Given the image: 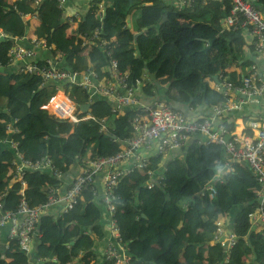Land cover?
<instances>
[{"label": "trees", "instance_id": "trees-1", "mask_svg": "<svg viewBox=\"0 0 264 264\" xmlns=\"http://www.w3.org/2000/svg\"><path fill=\"white\" fill-rule=\"evenodd\" d=\"M134 1L89 0L80 18L69 21L56 0H45L36 8L31 0H0L4 35L0 37V217L17 211L23 189L10 181L15 155L3 141L18 142L24 158L46 156L67 173L76 164L117 153L119 142L132 136L129 119L140 113L136 108L113 113L109 102L96 99L87 111L90 120L74 124L56 119L44 107L57 88H62L77 109L88 104L87 92L68 83L41 86L39 77L10 69L8 52L14 40L45 39L56 67L78 74L93 72L98 79L108 77L114 59L130 85L141 81L142 101L162 97L158 99L186 117L184 108L201 109L195 118L203 119L228 98L212 88L214 77L223 74L237 86L236 69L245 75L251 65L264 68V59H258L246 42V32L222 30L231 8L229 1L195 0L183 9L165 0ZM96 2L103 4L101 16L95 10ZM255 4L264 15V0ZM135 10L139 13L132 18ZM22 14L37 15L30 35V23ZM95 30L102 41L109 42L108 47L81 45L79 36H92ZM141 31L134 42V34ZM146 70L155 76L159 88ZM255 116L264 117V101L247 105L223 121L233 131L236 119L248 121ZM13 121L18 132L8 133ZM225 161L222 147L191 142L169 159H149L150 168L163 170L161 186L147 189L145 172L138 170L118 181L113 189L115 207L131 264H223L224 249L213 243L217 226L202 219L218 216L231 221L229 230L236 236L227 264H264V230L255 232L248 223V215L259 207L260 184L245 164L230 162L226 169ZM214 178L211 195L206 187ZM23 181V199L30 208L46 204L49 188L60 187V181L46 172H27ZM94 190L86 186L80 202L68 213L42 214L39 237L29 255L13 241L6 242L7 247L0 242V264H107L98 257L106 236V213L99 191L95 196Z\"/></svg>", "mask_w": 264, "mask_h": 264}, {"label": "built area", "instance_id": "built-area-1", "mask_svg": "<svg viewBox=\"0 0 264 264\" xmlns=\"http://www.w3.org/2000/svg\"><path fill=\"white\" fill-rule=\"evenodd\" d=\"M45 0H31L34 8ZM89 1V0H85ZM229 1L231 8L229 15L222 23V30H242L247 33L245 40L250 35L253 39L252 46L258 59H264V15L258 10L256 0H218ZM64 16L70 21L79 19L81 12L71 11L67 0H56ZM195 0H175L179 9L193 5ZM68 3V4H67ZM98 15L104 13L103 4L96 6ZM85 11V10H84ZM83 11V12H84ZM26 20H37L36 14H22ZM0 29V37H3ZM82 46L97 44L99 47H108L106 41L99 37V30L92 36L81 35ZM249 43L248 40H246ZM14 45L8 52V66H15L16 70L25 75H34L40 78L41 86L47 84H72L87 92L88 104L96 99H102L112 105L113 113H121L125 108H136L137 113L128 124L132 129V136L121 140L120 150L106 157L86 160L76 164L64 173L43 156L37 160L24 158L20 153L19 143L10 139L3 141L11 152H14L11 171V182L20 183L25 188L23 181L27 172H46L51 177L60 181V187L49 188L46 204L39 208H30L23 199V189L20 192L21 200L16 212H4L0 217V237L2 229L10 224L6 239L15 241L20 250L29 253L35 239L39 237L37 226L42 214L53 213L56 216L68 213L80 202L83 189L91 185L96 192L100 188L99 197L106 213L104 231L106 236L101 243L103 260L107 264H131V255L122 241L115 207L116 197L113 193L118 181L130 173L138 170L145 172L147 189L161 186L163 170L156 172L150 168L148 161L151 158L161 157L168 159L175 151L186 148L191 142L197 145L216 144L226 154L223 166L227 169L230 162L245 164L260 184L257 194L259 207L248 215V223L255 232L264 230V117L255 116L248 121H243V127L236 132L229 131L224 124L225 118L239 112L247 105L259 104L264 101V68L259 70L250 66L245 75L239 74V85H234L227 76L219 74L216 82L212 83L215 91L223 92L228 96L227 101L211 108L209 118H192L174 110L170 105L155 98L142 101L140 96L141 81L136 80L133 85L128 82V76L122 73L114 59L108 66V77L98 79L93 72L83 74L55 66L52 58L36 59L39 51H50L51 45L45 39L33 37L30 41H21ZM144 78V77H143ZM60 94V97L56 96ZM44 109L56 119L68 123H78L90 120L89 114H83L70 101L62 88H57L56 94L50 99ZM15 121L7 127L8 133H17ZM250 134H246V131ZM115 141V140H114ZM213 195V186L206 187ZM1 209V205H0ZM213 243H218L224 249V262L227 264L230 251L235 245L236 236L222 223L216 224Z\"/></svg>", "mask_w": 264, "mask_h": 264}, {"label": "crops", "instance_id": "crops-1", "mask_svg": "<svg viewBox=\"0 0 264 264\" xmlns=\"http://www.w3.org/2000/svg\"><path fill=\"white\" fill-rule=\"evenodd\" d=\"M169 5H174V6H176L175 5V0H165ZM87 1H85V0H69V5H70V8H71V11L72 12H76V11H78V12H83L84 11V9L86 8V6H87ZM97 3V5H99V3L98 2H96ZM95 3V4H96ZM77 13V12H76ZM37 20H30L29 21V23H30V30H29V33H28V35H30V34H32L33 33V30H34V27H35V25L37 24ZM27 35V36H28ZM246 40H248L249 41V43L252 45V41H253V39H252V37L250 36V35H248V38L246 39ZM45 58H52L51 57V55H50V53L48 52V51H39L38 52V55H37V57H36V59H39V60H42V59H45ZM9 68L10 69H14V70H16V67L15 66H9ZM236 72H240V70L239 69H236ZM158 98H160V99H162V97H158ZM184 110H185V112H187V114L189 115V117H192V118H194V117H197V116H199V115H201V113H200V111H201V109H194V110H189V109H187L186 110V108H184ZM235 124H237L236 126H238V130L240 131L241 130V128L243 127L242 125H243V121H242V119H236L235 120ZM237 130V129H236ZM175 152H178V151H175ZM169 159V158H168ZM98 191L100 192L101 191V189L99 188L98 189ZM203 219V221H205V222H214V224H217V223H222L223 224V228H225V229H230V227H231V221H229V219H227L226 217H221V216H218V217H216V218H209V217H203L202 218ZM9 227H10V224L9 223H7L6 225H5V227L2 229V234H3V236H6V234H7V232H8V230H9ZM100 250V249H99ZM98 257H100V260L102 259L103 260V256H102V252L100 253V255L98 254ZM99 260V261H100Z\"/></svg>", "mask_w": 264, "mask_h": 264}, {"label": "water", "instance_id": "water-1", "mask_svg": "<svg viewBox=\"0 0 264 264\" xmlns=\"http://www.w3.org/2000/svg\"><path fill=\"white\" fill-rule=\"evenodd\" d=\"M164 20H166V16L163 17V21H164ZM143 31H144V30H143ZM143 31L134 34V42L136 41V38H137L139 35H141V33H142ZM212 42H213V40L209 41L210 44H211ZM208 48H209V47H206L205 51H207ZM146 74H147L149 80H150L151 82H154V84L159 88L160 86L155 82V76H154L153 74L147 72V70H146ZM214 80H216V77H214ZM168 86H169V85H167L166 87H168ZM89 108H90V105H89V104H85V105L80 106V110H81V112H82L83 114H85V113L88 111ZM105 135H106V136H109L111 139L115 140V137H114V136L109 135L108 133H105ZM214 181H215V178L212 179V181L209 183L208 186H211V187H212L213 184H214ZM208 186H207V187H208Z\"/></svg>", "mask_w": 264, "mask_h": 264}, {"label": "rangeland", "instance_id": "rangeland-1", "mask_svg": "<svg viewBox=\"0 0 264 264\" xmlns=\"http://www.w3.org/2000/svg\"><path fill=\"white\" fill-rule=\"evenodd\" d=\"M137 3H138V1L135 0V1H134V4H137ZM136 10H137V9H136ZM136 10H135V12L132 14V18L136 17V15L139 13V12L136 11ZM172 19H174V20H176V21L184 22V21L180 20L179 17L172 16ZM86 52H88V50L85 49V50H84V53H86ZM236 125H237V124H236ZM239 128H240V127H239ZM239 128H238V126H236V129H237L236 132H239V130H238ZM170 156H171V155H170ZM100 223H101L102 226L104 225V221H103V220H101ZM31 264H34V263L31 262Z\"/></svg>", "mask_w": 264, "mask_h": 264}, {"label": "clouds", "instance_id": "clouds-1", "mask_svg": "<svg viewBox=\"0 0 264 264\" xmlns=\"http://www.w3.org/2000/svg\"><path fill=\"white\" fill-rule=\"evenodd\" d=\"M14 42V41H13ZM45 205V204H44ZM43 205V206H44ZM42 207V206H41ZM40 219V218H39ZM38 230V229H37ZM7 235V234H6ZM6 238V237H5ZM3 239V234H1V237H0V242H1V245L2 246H5V247H7L5 244H6V242H8V241H11V240H8V239H6L4 242H2L1 240ZM13 242H15V241H13ZM16 244V243H15ZM19 248V247H18ZM20 251H22V250H20ZM23 253H25V254H30L31 253V251L29 252V253H26V252H24V251H22Z\"/></svg>", "mask_w": 264, "mask_h": 264}, {"label": "bare ground", "instance_id": "bare-ground-1", "mask_svg": "<svg viewBox=\"0 0 264 264\" xmlns=\"http://www.w3.org/2000/svg\"><path fill=\"white\" fill-rule=\"evenodd\" d=\"M56 97L59 98L60 97V94H58Z\"/></svg>", "mask_w": 264, "mask_h": 264}]
</instances>
